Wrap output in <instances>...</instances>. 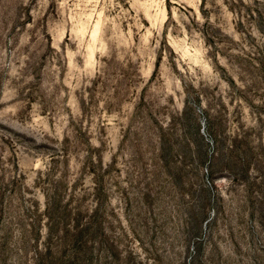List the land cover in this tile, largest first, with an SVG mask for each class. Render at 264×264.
Returning a JSON list of instances; mask_svg holds the SVG:
<instances>
[{
	"label": "rangeland",
	"instance_id": "obj_1",
	"mask_svg": "<svg viewBox=\"0 0 264 264\" xmlns=\"http://www.w3.org/2000/svg\"><path fill=\"white\" fill-rule=\"evenodd\" d=\"M0 264H264V0H0Z\"/></svg>",
	"mask_w": 264,
	"mask_h": 264
}]
</instances>
